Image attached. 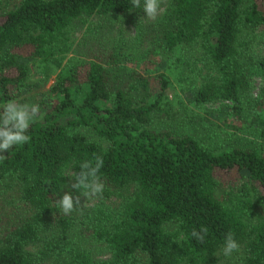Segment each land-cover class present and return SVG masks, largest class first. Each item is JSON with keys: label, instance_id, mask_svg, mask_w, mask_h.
Wrapping results in <instances>:
<instances>
[{"label": "trees", "instance_id": "1", "mask_svg": "<svg viewBox=\"0 0 264 264\" xmlns=\"http://www.w3.org/2000/svg\"><path fill=\"white\" fill-rule=\"evenodd\" d=\"M167 2L163 47L186 56L187 70L175 65L173 74H199L184 89L188 101H228L240 115L264 44V0ZM142 7L143 0L140 8L131 0H0V111L22 90L43 89L29 142L0 153V209L6 196L23 210L0 231V264H207L229 232L239 245L236 264H264V88L248 117L254 143L218 151L193 135L147 127L165 110L164 72L150 77L118 66L91 30L86 53L75 55V33L89 18L135 23ZM137 89L147 98L134 100ZM96 156L104 161L99 198L116 200L88 213L106 260L69 247L64 216L56 220L60 232L40 233L56 197L80 195L73 173ZM232 172L237 182L221 189L217 174ZM202 227L201 243L191 233Z\"/></svg>", "mask_w": 264, "mask_h": 264}, {"label": "rangeland", "instance_id": "2", "mask_svg": "<svg viewBox=\"0 0 264 264\" xmlns=\"http://www.w3.org/2000/svg\"><path fill=\"white\" fill-rule=\"evenodd\" d=\"M161 7L163 11L154 21L148 20L145 15L135 23H130L123 16L118 15L89 18L75 33L73 46L75 55L86 53L88 45H84V39L88 37L87 32L91 30L93 35L100 37L102 45L100 49H103L104 53L114 54L118 66L150 77L164 72L170 79L166 99L163 100L164 104H161L165 110L155 111L152 114L151 121L147 126L149 129H168L179 135L190 134L218 151L229 150L235 146H249L254 143L255 137L249 126L248 117L253 112L254 105L258 104L260 90L264 88V44H261L255 51L256 57L249 74L250 89L241 95L242 110L240 115L233 116L230 111L231 103L224 100L194 105L188 101L187 92L184 89L189 92L188 85L192 84L199 74H185L184 71L181 75L173 74L175 73L173 66L178 65L179 68H185L186 56L179 57L169 53L163 47L162 33L168 10L167 0H163ZM116 71V69L111 70V74H114L112 80L120 83L122 76H116ZM48 83L44 87L45 89ZM42 92V88L31 89V91L22 90L13 100L20 104H37ZM133 92V99L136 101L147 98L142 89ZM217 178L221 189H226L229 185L237 182L233 172L219 173ZM63 195L56 197V200L61 199ZM72 196L75 197V195ZM2 198L0 231L6 229L10 219H16L23 214L22 207H14L6 196ZM113 201L116 202L113 197L101 200L100 198L86 199L80 196L81 205L68 215H64L57 204L58 207L43 216L46 221L44 229L40 230V233L48 235L60 232L61 227L56 220L64 216L67 219L64 227L72 234L69 247H84L91 253L94 260H106L109 254L101 243L94 240L92 230L96 221L93 215L88 213L94 207H105L112 204ZM236 258V251L230 256H225L222 249L213 255L207 264H236ZM41 264L58 263L51 258H46Z\"/></svg>", "mask_w": 264, "mask_h": 264}, {"label": "clouds", "instance_id": "3", "mask_svg": "<svg viewBox=\"0 0 264 264\" xmlns=\"http://www.w3.org/2000/svg\"><path fill=\"white\" fill-rule=\"evenodd\" d=\"M132 6L141 7V0H131ZM163 0H143L142 10L148 20H156L163 11L161 5ZM40 119V106L38 104H20L15 100L7 101L0 111V153L8 152L13 146L22 145L29 142L28 132L30 125ZM5 158L0 155V160ZM104 161L101 156L95 157V162L85 161L80 165V170L73 173L74 183L71 188L79 192L80 195L73 197L66 193L59 199L58 204L64 215L72 213L80 204V196L86 199L99 198L104 191V184L100 181L98 173L103 167ZM207 233L206 228L200 231L195 229L191 235L199 242H203ZM239 250V245L231 232L226 234L223 253L230 256L233 252Z\"/></svg>", "mask_w": 264, "mask_h": 264}]
</instances>
